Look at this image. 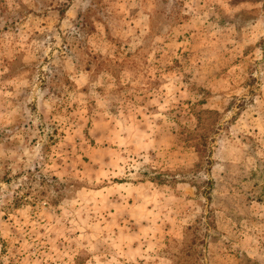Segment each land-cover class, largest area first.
Returning <instances> with one entry per match:
<instances>
[{
	"label": "rangeland",
	"instance_id": "374dc122",
	"mask_svg": "<svg viewBox=\"0 0 264 264\" xmlns=\"http://www.w3.org/2000/svg\"><path fill=\"white\" fill-rule=\"evenodd\" d=\"M0 264H264V0H0Z\"/></svg>",
	"mask_w": 264,
	"mask_h": 264
}]
</instances>
